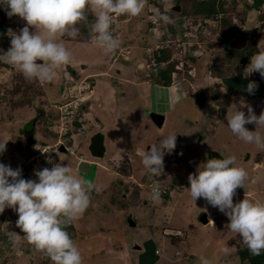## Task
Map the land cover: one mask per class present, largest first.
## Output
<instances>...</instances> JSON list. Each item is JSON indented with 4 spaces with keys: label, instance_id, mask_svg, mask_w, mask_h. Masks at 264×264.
Masks as SVG:
<instances>
[{
    "label": "rangeland",
    "instance_id": "obj_1",
    "mask_svg": "<svg viewBox=\"0 0 264 264\" xmlns=\"http://www.w3.org/2000/svg\"><path fill=\"white\" fill-rule=\"evenodd\" d=\"M170 2L183 4L181 12L172 11L173 18L168 13L171 12L169 4L161 5V8L155 4L157 6L154 10L149 11L150 5L147 2L139 16H114L112 26L116 31L112 28L115 31L113 36L120 39L122 52L117 50L106 54L95 43L93 19L88 24L84 22L79 25L78 36L82 37L89 30L93 34L91 42L84 43L78 37L59 38L71 52L72 61L57 70L54 82L31 83L13 66L0 60V142L9 140L7 144L11 143L13 146L6 156L0 158V163L10 165L15 170L22 169L27 161H31V153L21 154L17 148L22 145L26 151L27 131L24 132V127L36 116V142L33 146L37 144V140L53 138L57 142L62 132H70L71 144H75L72 150L78 154L79 159L83 160L86 156L95 163L99 162L88 175L72 171L78 178L91 180L99 189L91 195L90 207L83 216L74 221V241L82 254L83 264H137V261L140 264L139 260H143L141 264H202L201 258L207 259L209 264H242L236 247L230 244L238 234L228 228V217L203 198L193 201L188 191L189 182L185 181L183 186L172 185L170 195L161 200H154L149 196L148 189L139 197L135 190L134 199H131L133 203L128 202V205H121V209H117V205H120L117 202L121 199L120 193L131 190L129 183L133 181L131 173L134 168L126 163L123 166L118 164L119 157L116 155L129 151L128 145L132 140L144 152L149 153L151 146L158 145L162 137L177 133L175 149L164 156L165 167L168 171L181 169L185 180L189 174H198V166L211 159L214 152H218L223 158L234 155V166L245 168L249 174L244 187L237 188L234 203L244 198L264 203V149L245 143L235 136L226 119L227 114L237 109L243 110L247 115L245 105H251L254 113L259 116L264 111V98L233 96L224 87V79L236 75L237 71L242 67L245 69L250 63L244 66L238 53L243 51V55L251 60L253 55L264 52V26L261 27L259 21L264 5L255 9L248 7L252 0H238L235 4L234 1L227 0L230 5L228 4L229 9L224 13L218 17H205L196 14L195 0ZM2 7L4 6L0 5ZM165 14L171 18L173 28L169 25L164 28L163 25L169 23H164L160 17ZM223 18H229L235 27L253 34L254 38L249 39L248 49L234 52L227 50L226 44L216 46L224 41L221 38ZM25 23L20 19L11 30L18 33ZM33 30L30 28V31ZM253 40L256 44L250 43ZM9 47V35L0 36V54ZM168 47L174 49L169 61L176 64L175 71H178L174 74L175 87H158L160 95L154 92L150 94L155 82L149 80L151 87L147 91L142 84L135 83L136 79L147 80L155 72L153 62L156 61L153 60L156 49L165 50ZM138 54L141 55L139 60ZM129 55L132 59L124 61L125 56ZM133 55L136 56L135 60ZM135 61L146 65L142 73L136 68ZM176 66H180V69ZM73 71L80 73L79 78L71 75ZM103 71L107 72L101 74ZM253 74L254 72L251 75ZM28 87L36 88L34 92L37 91L39 96L34 97L33 91H27ZM200 88L204 89L207 98L204 108L188 95L189 91L197 92ZM169 92V98L177 108L165 117L160 112L154 116L149 113V118L145 111L150 109L153 112V100L166 101ZM88 98L91 99L86 102L85 110L88 112L83 114L82 105ZM228 98L232 101H228ZM100 103L104 104L103 107ZM124 116H129L128 121H123ZM96 117L101 122L97 129ZM110 117L113 118L112 122ZM160 121L163 126H158ZM129 124L131 125L126 130ZM108 126H111L110 131ZM246 127L254 131L256 126L248 124ZM98 130L106 133L107 152L103 158L95 159L86 145L91 134ZM256 130L264 135V127L257 126ZM78 144L80 147L77 148ZM119 148L124 151L116 153ZM47 150L45 154L51 151L50 148ZM179 155L182 157L177 162L175 159ZM68 157L70 155L64 152L58 155L60 163L64 165ZM39 158L42 161V157ZM77 161L76 157L75 163ZM51 164L43 167L38 160L30 179L38 182L35 172L44 168L51 169ZM68 166L73 168L75 164ZM135 179L137 180L136 177ZM165 182L163 184L167 186L170 181ZM162 188L166 190L167 187ZM204 212L208 213L210 220L207 225L200 221V214ZM128 213L133 214L138 224L136 227L124 221ZM17 220L18 213L12 208H5L0 214V225L8 238L0 243V264H52L51 260L34 247L30 250L31 245L23 239V233L16 226ZM165 229L173 230L166 233L171 236L162 234ZM178 230L181 232H177ZM9 233H19L21 243L14 247ZM131 235L148 242L145 246L149 250H158L156 254H150V261L147 260V255L142 254L139 255V260L133 261L135 259L132 257H135L129 251L139 253L142 250L124 247ZM123 243L125 244L122 245Z\"/></svg>",
    "mask_w": 264,
    "mask_h": 264
},
{
    "label": "clouds",
    "instance_id": "obj_2",
    "mask_svg": "<svg viewBox=\"0 0 264 264\" xmlns=\"http://www.w3.org/2000/svg\"><path fill=\"white\" fill-rule=\"evenodd\" d=\"M146 2L147 0H0V5L4 6L0 8V22H4L5 31L3 34L0 32V36L9 35L10 38V47L0 54V60L21 72L26 80L41 84L54 82L58 75L57 70L72 61L71 52L59 38L64 36L77 38L80 35L79 25L88 21V13L91 12L96 17L91 15L89 19L95 20L92 25V31L96 34L95 43L106 54L113 53L121 47V41L113 36L116 31L112 26L114 16H139ZM148 4L153 6L151 11L157 6L154 3ZM175 4L177 3H169V8L173 12H177L172 9ZM158 7L161 8V5ZM20 19L26 23L21 25L18 33L12 31ZM160 19L164 23L172 22L166 14ZM153 24L156 25L155 22ZM30 28L34 30L30 31ZM112 28L115 31H112ZM245 38L247 44L248 38ZM176 67L180 69V66ZM253 72H258L261 78H264V52L251 57L249 65L244 69V78L247 79ZM71 75H74L73 72ZM257 88L255 81H249L246 91L254 94ZM178 101L179 97L176 98V102ZM206 105L207 103L200 106L204 108ZM245 107L247 115L239 109L227 114V125L231 132L245 143L255 144L258 148L264 149V135L256 130L257 126L264 127V111L257 116L251 105ZM248 124H254L255 130H249L246 127ZM176 138L177 133L162 137L159 144L152 145L150 152L142 157L143 166L152 176L160 177L164 174V156L173 152ZM8 141L0 142V153L6 151ZM29 153H34V150ZM41 153L42 161L39 160L41 165L52 164L51 169L44 168L35 172L38 182L22 178L21 168L14 170L10 165L0 163V214L5 208L14 209L18 213L16 226L23 233V239L48 257L53 264H83L78 245L70 237L66 227L83 216L90 207L93 191L99 189L91 180L73 175L69 166L62 163L53 165L52 158L42 150ZM79 163H75L77 170ZM235 164L236 157L231 155L222 159H208L201 164L202 167L199 165L198 174L188 176L189 195L193 201L203 198L224 213L229 219L228 228L241 237L253 255H260L264 252V203L246 198L234 203L233 197L237 188H243L245 182L249 180L247 170L234 166ZM160 196L161 189L158 183L152 188V198L158 200ZM168 231L173 230L165 229L162 234L171 236L166 234ZM133 237L142 242L139 244L140 248L128 247L142 250L139 253L129 251L133 253L135 258L132 259H135L133 260L135 262L139 255L147 253L148 247L145 245L148 242L131 235L128 243H131ZM9 239L14 247L21 243L19 233L15 235L9 233ZM153 252L156 254L155 249ZM201 259L202 264H209L207 259Z\"/></svg>",
    "mask_w": 264,
    "mask_h": 264
},
{
    "label": "trees",
    "instance_id": "obj_3",
    "mask_svg": "<svg viewBox=\"0 0 264 264\" xmlns=\"http://www.w3.org/2000/svg\"><path fill=\"white\" fill-rule=\"evenodd\" d=\"M195 1H196L195 12L198 16L201 15L205 17H218L220 14L224 13L227 9H229L228 7L229 3L227 2V0H195ZM232 1H234V4H235L238 0H232ZM147 2L158 4V5H164V4L171 3L170 0H147ZM263 5H264V0H252V2L248 5V7L258 9V8H261V6ZM169 14L172 18L174 17L172 11L169 12ZM91 15H92L91 13H88V21ZM123 16H127V15H123ZM88 21L85 23L88 24ZM259 21L261 23V27H263L264 26V12L259 16ZM222 22H223L222 24L224 25V29H223L221 38L224 39V41H222L221 43H217L216 44L217 47L225 46V44H226L225 47H229V44L238 36L247 37L248 42L242 49L233 48L231 49L232 51L238 52L246 48L248 49L250 47L249 39L252 40L254 38L253 34L250 31H246L242 28L240 29V28L235 27L229 18H223ZM167 25L173 28L172 24L170 23L163 25L164 28H166ZM0 28H1L0 32L1 34H3L5 32L4 22H0ZM91 34L92 33L89 30L88 31L86 30L83 33L82 37H78L77 39L80 41H83L84 43H89L93 39V36H92L93 34L92 35ZM250 43L256 44V41L253 40V42H250ZM173 50L174 49L172 47H168V49H165V50H160V48L156 49L154 53V60H153V61H156V62H153V65H155V69H154L155 72H152V74L150 75V77L153 79L155 84H158L164 87H170L175 82L174 74H177L178 71H175L176 64L174 62L169 61L173 54ZM238 55L240 56V59L244 63V66L250 62V57H246L245 55H243V51L238 53ZM192 58L194 59V57ZM242 68L243 69L237 71L236 75L224 79V87L226 91L232 95H238V96H242L246 98H257V97L264 98V78H261L258 72H254L253 75H250L247 79H245L243 76L244 67ZM249 81H255L258 85V88L254 92V94H249L246 91L247 84L249 83ZM35 82L37 81H31V83L36 84ZM35 89L36 88L28 87L27 91L28 92L33 91L34 97H37L39 95L36 94L37 91L36 93L34 92ZM188 94L190 97L197 100L201 106H205V104L207 103V98H206L203 88H200L197 92L189 91ZM228 101H232V99L228 98ZM12 147L13 146L11 145V143L7 144L6 151L3 153H0V158L6 156L11 151ZM17 151H19L21 154H24V153L26 154L25 148H23L22 145L19 148H17ZM74 230H75L74 222L69 224L66 227V231L69 233L70 237L73 240H75ZM5 238L6 240L8 239L6 236V232H4V230L2 229L0 225V243H1V240L3 241V239ZM124 244L125 243H123L122 245ZM230 244L236 247V251L238 253V256L242 264H264V252H262L260 255H253L249 251L248 247L242 242V239L239 235L236 238H232V240L230 241ZM32 249H33V246L31 245L30 250ZM151 251L152 250H149V247H148L147 253L144 254V255H147L148 261H150L151 259V256H150V254L152 255ZM139 261L142 263L143 260H139Z\"/></svg>",
    "mask_w": 264,
    "mask_h": 264
},
{
    "label": "flooded vegetation",
    "instance_id": "obj_4",
    "mask_svg": "<svg viewBox=\"0 0 264 264\" xmlns=\"http://www.w3.org/2000/svg\"><path fill=\"white\" fill-rule=\"evenodd\" d=\"M171 41L175 42V40H171ZM89 100H91V99L88 98L86 100V102L89 101ZM86 102L83 103V105H82L83 108L82 109H86V106H87ZM94 103H95V101H94ZM99 105H101V107H103L104 104L100 103ZM150 111L151 110H147L146 111V114H147V116L149 118H151V115L149 114ZM153 113H154L153 116L159 114L155 110H153ZM160 114L163 117H165L164 113L161 112ZM113 116H114V114H113ZM109 120H110V122H112L113 118L110 117ZM124 120H127L126 116L124 117ZM32 121H33V119H32ZM32 121L27 122V124L24 127L25 128L24 132L30 130V124H31ZM158 126H163V123H162V125L158 124ZM97 132H99V130L94 132V133H92L91 136L89 137V139L87 140L86 148H87L88 151H89L88 147L90 145L91 137ZM105 134L106 133H104V135ZM71 137H72V134L70 132H65V133L62 132L61 135H59V140L57 142H55L53 138H50V140L49 139L48 140H41V141L37 140L38 141L37 144H35L33 146V149H32V150H34V153L31 154V155H33L32 159H31L30 162L27 161L26 164L24 165V167L26 165H28V164H32L33 163L34 164V168H35L36 163L38 162V160H40L39 157L40 156L42 157L41 150H42V152L46 153V151H48L47 149H49V148L51 149V151L47 152V153H48V157H51L52 160L54 161L53 165L55 163H60L59 158H58V155H59L60 152H64V153H67V154L70 155V157H68L67 160L65 159L66 160L65 165H67V166L70 165V164L74 165L75 161H76V157L78 158V162H76V163H79L80 160H79L78 154L76 155L74 153V151L72 150V148H74L75 144L74 145L71 144ZM105 139H106V137H105ZM131 139H132V137H131ZM51 141H54V142L52 144H50ZM133 141L134 140H132L130 142L131 144L128 145V148H130L129 151H125V154H123V155L120 154V156L116 155V157H119L118 158V160H119L118 164H121V166H123V164L126 163V165H128L130 168H132V167L134 168V172L131 173L132 174L131 177H132L133 181L129 183V184H131V186H130L131 190H129L130 192L124 190L125 192L122 191L120 193L121 194L120 195L121 199L117 200L118 203L120 202V205L116 204L117 205V209H121L120 208L121 205H124V204L128 205V202L133 203V201L131 199H134V195L133 194H135L134 193L135 190H136V193H137L138 197L140 196V194H144V192L147 191L146 189H148L149 196H152V189H151L152 186H154V185H156L158 183H161L160 184L161 196L159 198V200H161V199H165V197L170 195L172 185H179V186L182 185L183 186V183L185 181L189 182L188 179L187 180L183 179L182 170L181 169H178L177 171L170 169L168 171V169L165 167V164H166L165 159H164V174L162 176H160V177L152 176L142 164V157L144 155L148 154V153L144 152V150L142 148L138 147V145L135 144V142H133ZM76 146H77V148L80 147L79 144L76 145ZM83 146H85V145H83ZM46 147H48V148H46ZM43 148L45 149L44 151H43ZM62 148H64L65 151H63ZM132 148H135V149H132ZM123 151H124V149L119 148V150L116 153H122ZM106 152H107V148H106ZM38 155H39V157H38ZM123 156H125V157H123ZM84 157H85L84 158L85 161H88L89 163H91V170H92L93 166L99 165V162L95 163V161L88 159L86 156H84ZM180 157H182V156L179 155L177 157V159H175V160L178 162V159L180 160ZM93 158H95V157H93ZM95 159H100V158H95ZM211 159H212V157H211ZM103 166H105V165H103ZM76 167H77V165L73 166V168H71V167L70 168L72 169V171H75L76 174L81 173L79 170L76 169ZM23 168H22V170H23ZM91 170H90V172H91ZM132 171H133V169H132ZM82 174H84V173H82ZM88 174H84V175H88ZM135 177L137 178V180L135 179ZM166 179L168 181H170V182H168L167 186H165V184H166L165 181H167ZM164 182H165V184H163ZM121 184H122V181H121ZM162 187H167V188H166V190H163ZM94 193H95V191H93L92 195H94ZM124 201H127V202L125 203ZM202 214L203 213H201L200 215H202ZM125 220L129 223L130 226L136 227L138 225L136 223L132 213H128L127 215H125L124 221ZM132 222H134L135 225H133Z\"/></svg>",
    "mask_w": 264,
    "mask_h": 264
},
{
    "label": "water",
    "instance_id": "obj_5",
    "mask_svg": "<svg viewBox=\"0 0 264 264\" xmlns=\"http://www.w3.org/2000/svg\"><path fill=\"white\" fill-rule=\"evenodd\" d=\"M182 7L183 5L180 3H177L175 5L172 6V9L180 12L182 11ZM246 44V38L245 37H237L236 39H234L230 44L229 47L230 48H235V49H240L242 48L244 45ZM36 116L33 121L30 124V130H28L25 133V139L27 141L26 144V152H31L32 151V146L33 144L36 142L35 138H34V124L37 120ZM159 125H162V122L158 123ZM106 144H105V135L102 132H97L95 133L90 140V145L88 147L91 155L95 158H103L105 156L106 153ZM63 151H65L64 148H62ZM213 158L216 159H222L223 157L218 153V152H214L212 155ZM34 169V164H28L26 165L23 170H22V178L24 179H30L31 178V172ZM78 170L81 173L84 174H88L91 170V163H89L88 161H80V163L78 164ZM200 221L204 224L207 225L210 220L208 217L207 213H203L202 215H200ZM133 225L134 222H132ZM138 240H136L134 237L131 240V243L133 244V246L140 248V245L137 243Z\"/></svg>",
    "mask_w": 264,
    "mask_h": 264
},
{
    "label": "crops",
    "instance_id": "obj_6",
    "mask_svg": "<svg viewBox=\"0 0 264 264\" xmlns=\"http://www.w3.org/2000/svg\"><path fill=\"white\" fill-rule=\"evenodd\" d=\"M153 9V6H149V11H151ZM120 40V39H119ZM123 47V46H122ZM121 50H123L121 47L118 49V51L119 52H122ZM129 52V51H128ZM134 56V55H133ZM140 56L141 55H137V60H139L140 59ZM119 57V56H118ZM135 57L136 56H134L133 58H134V60H135ZM115 59V58H114ZM125 59L127 60H131L132 59V56L131 55H129V56H125V58H124V61H125ZM135 65H136V68L139 70V72H141L142 73V71H143V69H144V67L145 66H143V65H141V63H136V61H135ZM142 67V68H141ZM84 69V68H83ZM83 69H82V71H83ZM107 71H103V72H101V74H105ZM73 74L74 75H76V72L74 71L73 72ZM80 74V73H79ZM88 76H91V75H88ZM149 76V75H148ZM78 78H79V75L77 76ZM149 80H152L153 81V79L149 76L148 77V79L147 80H145V81H141L140 79H136V82L135 83H138L139 85L140 84H142V87L144 86V88H146V90L148 91L149 90V88L151 87L150 86V83H149ZM154 82V81H153ZM116 84V83H115ZM155 84V83H154ZM157 85V86H156ZM147 86V87H146ZM154 86H156V87H154ZM161 85H158V84H155V85H153V87H151V92H150V94H152V92H154V93H156V95H160V90H157L158 89V87L159 88H163V89H166V88H171L172 86L173 87H175V85L173 84V85H171L170 87H164V86H161ZM155 88V89H154ZM155 95V94H154ZM189 95V94H188ZM169 96L171 97V94H170V92L167 94V100L166 101H163V100H159V99H157V100H153V102H152V104H153V108L155 109V111H157V112H162V113H164L165 115H167V113H169V112H171L172 110H174V109H176L177 108V106L176 105H174V103H173V100L172 99H170L169 98ZM149 98H150V96H149ZM194 99V98H193ZM86 102V99H85V101H84V103ZM164 102L166 103V104H164ZM164 107V108H163ZM86 108H87V106H86ZM152 109V108H151ZM153 109V110H154ZM150 110V109H149ZM100 111V110H99ZM88 112V110L86 111L85 109H83V111H82V113L84 114V113H87ZM146 112V111H145ZM125 117V116H124ZM127 117V119L129 118V116H126ZM96 120H95V123H96V129H97V126L99 125L100 126V119L98 118V117H96L95 118ZM123 121H128V120H124V118H123ZM131 124H129V125H127V128H126V130L128 129V127L130 126ZM133 125V124H132ZM111 126H108V130L110 131V128ZM112 128H113V126H112ZM180 137H181V135H180ZM189 143V142H188ZM150 238H153V237H151L150 236ZM130 240V239H129ZM136 240H138L137 241V243L138 244H141L142 242L139 240V239H137L136 238ZM126 246H131V247H134L133 246V244L132 243H128V244H126Z\"/></svg>",
    "mask_w": 264,
    "mask_h": 264
}]
</instances>
